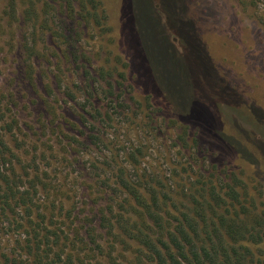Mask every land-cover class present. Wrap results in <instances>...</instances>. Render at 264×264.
<instances>
[{
  "label": "rangeland",
  "instance_id": "1",
  "mask_svg": "<svg viewBox=\"0 0 264 264\" xmlns=\"http://www.w3.org/2000/svg\"><path fill=\"white\" fill-rule=\"evenodd\" d=\"M4 2L0 0V93L6 96L2 102H8L11 108L6 119L14 117L18 122L19 131L15 133L23 145L15 152L27 160L36 149L43 182L51 191L46 195L43 190L38 202L48 214L54 213L52 226L62 243L69 246L74 239L79 243L77 251L83 264L145 263L136 256L139 246L135 241L124 236L114 240L99 226L102 212L111 215L108 206L114 194L111 184L103 186L98 177H111L117 166L127 165L125 151L139 150L137 173L157 176L164 189L189 187L194 192L211 180L220 195L226 185L235 187L237 204L240 203L236 207H264V31L253 6L239 0H165L167 10L176 11L175 21L183 32L180 37L173 36L160 7L156 10L161 25L154 21L147 1L141 0L143 6L140 2L136 17L142 26V39L135 27V16L127 11L132 6L130 2L124 5L121 0H102V24L72 21L77 58L66 55L62 46L54 47L57 42L48 38L45 56L33 61L35 80L30 84L18 49L24 32L18 27L22 21L11 30L6 26L2 18ZM164 32L176 51H181L186 42L198 49L209 75L220 84L218 94L202 83L193 58H177L172 65L174 72H179L173 76L179 99L165 93L164 85L155 77L157 72L165 73L161 66L166 67V61L162 60L160 47L157 49L158 36H164ZM144 37L147 55L142 44ZM43 44L39 40V48ZM151 57L154 61L150 65ZM101 67L119 80L120 73L125 75L124 96L136 99L141 108L134 110L135 104L128 100L131 107L124 109L127 115L113 111L114 122L110 125L95 122L98 139L90 142L91 132L82 122L80 103L91 80L85 71L96 77L94 71ZM165 75L168 77L170 72ZM56 76L60 77V84ZM46 85L52 87L54 94H45ZM222 88L233 93L229 104L212 102L218 95L222 99ZM66 93H71L72 98ZM95 97L94 106L104 112L107 100L99 93ZM207 97L213 100L208 101ZM46 99L55 105L54 120L45 112ZM149 110L155 111L151 113L155 122L146 118ZM2 136L10 147L14 146L10 135ZM127 170L135 173L129 165ZM91 233L101 249L95 248ZM25 238L22 229L8 227L0 220V253L16 261L25 259L17 244ZM247 246L256 263L264 264V239ZM90 249L94 251L88 252Z\"/></svg>",
  "mask_w": 264,
  "mask_h": 264
},
{
  "label": "trees",
  "instance_id": "2",
  "mask_svg": "<svg viewBox=\"0 0 264 264\" xmlns=\"http://www.w3.org/2000/svg\"><path fill=\"white\" fill-rule=\"evenodd\" d=\"M146 1L147 8L155 15L154 21L161 25L160 15L158 16L156 10L160 7L173 36L181 37L183 32L175 21L176 11H168L165 0ZM239 1L243 5L254 7L256 19L264 31V0ZM121 2L124 5L127 2L132 4L127 11L135 16L137 21L141 0H121ZM101 6H103L102 0H5L2 18L6 26L11 30L20 20L22 21V26L18 27L24 32L18 49L24 63V76L30 84H34L35 80L36 69L33 61L45 56L47 39H55L57 43L54 47L62 46L66 55L71 54L76 57L72 21L85 22L86 25L102 24L105 15ZM124 15L128 17L125 11ZM135 27L139 29L143 39L139 20ZM168 37L167 33L158 36L157 49L160 47L162 60L164 63L166 61L167 68L161 66L165 73L156 71L157 75H155L159 84L164 85L165 93L178 98L173 76H178L179 72H174L172 65L174 66L179 58H193L202 75V83L213 87L211 88L213 93L218 94L217 89L220 84L210 76L211 73L209 75V69L198 49L186 42V46L181 51H176ZM39 40L44 43L42 48H39ZM146 40L144 37L142 44L147 55ZM153 61L152 57L148 59L150 65ZM85 72L91 80L86 85L88 93L80 103L81 118L91 132L88 135L89 141L94 142L98 139L96 130H99L95 122H100L102 126L110 125L108 123L114 122L113 111L117 115H127L124 109L131 107L128 100L133 101L134 110L137 111L141 108V103L132 97L126 99L124 96L122 82L126 77L123 73L118 75L119 80L114 78L111 71H105L102 67L94 71L96 77H92L88 70ZM167 72H170L168 77L165 75ZM161 77L164 78L160 83ZM56 80L60 84L59 76H56ZM92 82L97 84L96 87ZM197 82L201 85L199 81ZM44 91L47 96L54 94L50 85H46ZM95 93H99L102 99L107 100L104 112L94 106ZM223 94L230 97L224 98ZM232 94V91L222 88V99L219 98L221 95L214 100L208 97L206 99L229 104L233 101ZM66 95L72 98L71 93ZM5 98L6 96L0 93V220L6 222L8 227L22 229L26 238L25 241H17L19 248L24 251L25 259L16 261L7 254L0 253V264H83L80 252L77 251L79 243L74 239L70 240L69 246L63 244L62 237L52 226L55 223L54 213L48 214L46 207L38 202L40 198L38 196L43 194V190L46 195L51 191L48 184L43 182L44 172L39 169L36 149L33 156L27 160H23L15 152L20 150L23 143L15 133V130L19 131L16 118L6 119V113L10 112L11 108L8 102H2ZM144 98L148 108H151L149 96L146 95ZM45 107V112L54 120L55 105L46 99ZM153 111L149 110L146 118L155 122L154 115L151 114L155 112ZM179 126L183 127L182 124ZM183 128L186 132V128ZM3 134L11 136L14 146H9ZM71 139L76 143L74 137ZM179 139L185 143L183 136H179ZM137 152L140 151L135 149L125 151L127 165L117 166L111 177H98L103 186L110 187L111 184L110 188L114 194L111 197L112 203L108 206L110 217L103 212L99 216V226L104 228L108 235L114 240L124 236L135 241L139 246L135 251L136 256L140 261L144 260V264H257L247 244H256L264 239V207H252V209L244 206L236 207L240 203L237 204L239 195L235 187L226 185V189L220 195L215 191L211 180L196 188L195 193L191 192L189 187H183L181 190L164 189L163 183L157 176L137 173ZM128 165L135 171L134 174L128 173ZM180 203L183 207H177ZM91 237H94L93 233ZM92 238L95 248L101 249V245ZM66 240L68 241L67 238ZM93 251L94 249H90L88 252Z\"/></svg>",
  "mask_w": 264,
  "mask_h": 264
}]
</instances>
